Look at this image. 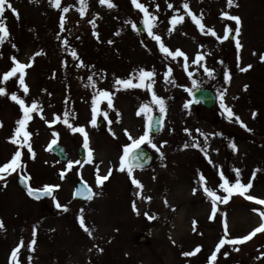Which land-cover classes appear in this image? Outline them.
<instances>
[{"label":"rangeland","instance_id":"rangeland-1","mask_svg":"<svg viewBox=\"0 0 264 264\" xmlns=\"http://www.w3.org/2000/svg\"><path fill=\"white\" fill-rule=\"evenodd\" d=\"M10 2L19 12V20L11 11L5 12L10 38L0 46V77L12 67L10 57L16 56L20 62L27 63L35 52L44 53L27 69L28 96L18 88L15 78L0 84L8 95L16 93L26 105L35 100L43 107L45 119L33 113L27 128L32 134L35 159L30 158L27 149H21L24 167L18 172L30 176L32 186L58 185L53 195L69 210L58 209L51 197L40 200L29 197L17 183V173L0 181V220L5 225V230L0 231V264H9L11 251L21 241L25 247L19 253V264H29V258L31 264H208L216 244L224 237L225 220L228 238H241L260 225V216L253 209L264 211V206L238 195L227 204L218 203L217 215L210 220L211 202L200 188L199 175H204L207 187L223 196L225 193L218 188L220 171L234 183L232 169H240L241 182L247 184L253 171L259 169L248 195L264 199V62L260 59L264 55V0H234L236 6L231 8L227 7L226 0H187L193 13L203 14L202 23L206 28L214 29L221 38L225 26L235 29V22L221 19V13L241 18L239 54L231 36L220 43L216 37L201 34L181 8L185 0H140L158 16L154 34L160 35L170 50L179 49L189 58L187 71L183 58L173 61L160 53L145 28L133 30L132 25L141 23L143 15L133 8L131 0H112L116 5L113 9L101 6L98 0H88V11L83 18L77 11L78 0H62V8H69L66 14L52 8L49 0ZM168 4L173 5L172 10ZM174 12L185 15V21L169 33L168 21ZM62 14L66 19L63 32L59 29ZM90 20H95V28ZM94 31L99 39L93 35ZM117 32L120 34L115 35ZM61 40L68 41L67 48L62 46ZM12 44L16 45L15 49ZM72 49L85 67H77L79 61L69 54ZM198 52L208 53L201 65L193 62ZM238 55L239 67L251 65L249 71L239 70ZM169 67L174 83L165 84L164 73ZM204 67L212 72L211 76L204 72ZM141 68L156 73L154 91L165 100L166 114L160 129L150 134L160 151L145 144L153 157L147 165L134 170L135 178L143 185L138 197V189L126 172L115 169L119 167L123 148L131 143L125 130L134 139L144 134L147 119L143 113L137 116L139 108L149 104L152 114L158 112V108L150 104L152 97L148 91H117L113 85L116 79H127ZM226 71L231 76L227 83ZM89 75L97 85L95 89L85 87ZM77 81H81L82 86H78ZM197 85L213 89L216 101L212 106L191 101L189 92ZM99 90L112 93L113 108H108L106 100H101L97 125L92 127V100ZM221 92L225 94V105L233 109L251 132L226 119L220 106ZM8 95L0 96V124L3 125L0 127V165L9 162L17 150L9 139L22 115ZM185 104L189 105L187 109ZM66 110L76 117L73 120L70 116L69 122L87 131L94 160L93 164L75 165L71 171L67 170L69 161L83 162L87 158L86 150L83 157L77 152L78 146L83 145V137L72 133L63 123L52 127L45 123V120L51 122L54 116L63 118ZM254 112L257 115L253 119ZM197 130L208 135L207 158L198 148H184L193 141L203 146V137ZM53 132L58 136L53 137ZM54 139L66 145V160L47 150ZM230 143H235L238 151L234 152ZM97 165L101 175L107 174L109 167L114 170L101 188L95 184ZM61 171L84 180L97 195L91 201L74 199L71 195L73 181L61 179ZM194 188L197 189L195 195ZM133 203L137 212L133 211ZM80 216L92 231L91 236L80 227ZM150 216L156 219H149ZM176 220L180 228L178 233H172ZM193 221L197 222L195 231ZM34 227L37 232L35 251H29L27 245L33 238ZM197 246L201 251L195 256L182 255ZM237 247L239 251L235 250ZM215 264H264V233H258L242 245H225L217 254Z\"/></svg>","mask_w":264,"mask_h":264},{"label":"snow or ice","instance_id":"snow-or-ice-1","mask_svg":"<svg viewBox=\"0 0 264 264\" xmlns=\"http://www.w3.org/2000/svg\"><path fill=\"white\" fill-rule=\"evenodd\" d=\"M30 3H38V0H29ZM227 7L231 8L233 6H236L234 4V0H226ZM79 8L77 11L79 12V15L81 18L85 16V14L88 11V0H78ZM98 3L101 6H106L108 9H113L116 7V5L112 2V0H98ZM49 4L54 9H59L62 11V13L66 14L69 11V8L63 7L62 8V0H49ZM131 4L134 9L138 10L143 15V19L141 23L144 25L145 30L147 31L148 36L156 42V45L158 46V49L160 53L167 59L171 58L173 61H175L177 58H183L184 61V67L185 71H187L188 67V57L187 55L177 49L175 51L170 50L165 43L162 40V37L160 35L154 34V29L158 27V16L152 14L148 7L144 3H141L140 0H131ZM169 10L173 9L172 4L167 5ZM181 8L183 9L184 14H186L187 17H189L192 21V23L197 27V29L201 32V34L209 35L212 37H216V39L220 43H224L225 41H228L230 39V36L235 42V47L237 50V53L239 54L240 50L242 49L241 41L239 40V36L241 35V26L242 21L239 16L230 15L227 12L221 13V19L227 20V21H234L235 22V29L233 30L231 27L225 26L224 28V34L223 37H219L216 33V31L212 28H206V26L202 23L203 21V14H200L199 16L192 12L190 9L189 3L187 0H185L184 3H182ZM11 11L12 15L19 20V12L13 8L12 3L10 0H0V46H3L6 42H9L10 38V32L7 27L5 12ZM156 11H159V5L156 6ZM185 21V15H181L179 12H174L173 16L169 19L168 24L170 27L168 28V32L172 33L175 31L176 27L180 24H182ZM89 23L93 25L95 28V20H90ZM65 25H66V19L65 15H61L59 18V29L61 32L65 31ZM132 28L134 31H137V26L135 24L132 25ZM234 33V34H233ZM120 33L117 32L115 35H119ZM93 35L99 39L98 33L95 31L93 32ZM57 39H61L60 36H57ZM111 44L112 41H109ZM61 44L64 48L68 47V41L67 40H61ZM12 48H16L15 44L11 45ZM73 60H78L79 63L77 67H85L82 60H80L77 52L75 49H72L69 53ZM41 55H44L42 51H37L34 53L33 56L29 58V61L27 63L20 62L16 56L10 57L12 67L5 73L2 74V77H0V84H4L8 82L9 80L15 78L17 82L18 88L23 92L24 96H28L29 94V86L26 83V75H27V69H30L33 67L34 60L36 57H39ZM208 55V53L200 54L199 52L195 56L194 63L197 65H201V62L204 61L205 56ZM255 55V53H253ZM261 61L264 62V55L260 57ZM237 63L239 67L240 63V57L237 56ZM251 65H248L247 67H239V70L241 72H247L251 69ZM204 72L211 76L212 72L207 68L204 67ZM155 75L156 73L154 71H146L145 69L141 68L134 72L133 74H130L129 78L127 79H116L114 82V88H116L117 91L120 90H128V89H142L146 90L149 93H151V105H155L158 108L159 112V119H155L152 115V108L149 104H143L139 110L137 111V116H140L142 113L146 115L147 123L145 127L144 134L140 136L138 139H134L126 130L125 135L128 137V139L131 141V143L128 146H125L123 148V153L119 158V167L115 169L116 171H119L121 173L127 174L128 178L130 179L131 183L135 186L136 189H138L137 196L141 197V193L143 191V185L142 183L135 178L134 176V170L137 168H142L143 165L141 163L142 156V145L148 144L153 149H155L157 152L160 151V148L157 147L155 143L152 142L150 139V134L153 131V124L157 126V129L159 126L163 125L164 121V115L166 114V102L163 98H160L156 95L154 91V84H155ZM172 75V69L169 67L167 71L164 73V82L165 84L168 83H174L170 79ZM231 79L230 74L226 71L224 73V80L225 82H229ZM88 83L85 85V87H91L95 89L97 87L93 76L89 75ZM137 81V82H133ZM245 91L247 90V86H245ZM8 95L6 92V89L4 87H0V96ZM224 93L221 92L219 94V100H220V106L223 112L226 115V119L231 123L235 121L241 128H243L245 131L251 132V129L247 127V125L241 120V118L237 115H235L232 108L228 107L224 103ZM8 98L15 102L22 113L21 117L16 121V127L13 131L12 137L9 139V143L17 146V150L12 155L9 162L4 163L3 165H0V181H5L8 176H11L14 173L19 174L18 170L22 169L24 167L22 163V151L21 149H27V152L30 155V158L35 159V152L33 151L32 145H31V137L32 134L27 130L28 124L33 119L32 114L36 113L40 119L44 120L45 117L43 115V107L35 100L32 101L30 105H26L24 99H21L16 93H11L8 95ZM101 100H106L107 107L113 108V96L112 93L106 90H99L95 93L93 100H92V119H91V126L96 127L97 125V113H98V105L101 102ZM67 103V101H65ZM189 107L188 104L184 105V108L187 109ZM256 113H252L253 119L256 117ZM74 120L76 117L73 113H70L69 111H65L63 113V118L60 116H54L53 120L51 122L45 120V123L48 127H52L55 123H63L67 128L71 130L72 133H79L83 137V148L86 150L87 158L81 162L79 160L72 162L69 161L67 163V170L71 171L72 168L75 165H81L82 164H93V151L90 149V141L87 131L84 127H74L72 123L69 122V117ZM117 116H119V113H117ZM104 118L107 120V114H104ZM119 122V121H117ZM111 123V121H109ZM3 125L0 124V127ZM185 132L191 136V132L189 130L185 129ZM197 133L199 136L203 137L204 143L203 146L197 141H193L191 145L185 144L184 148L192 147V148H198L200 151H202L206 158L208 154L209 144H208V135H206L203 132H200L197 130ZM215 135L219 136L221 133H216ZM53 137H57L58 134L53 132ZM56 143V140L54 139L52 143L49 145L47 150H51V147L53 144ZM229 147L235 152L238 151L237 146L235 143H230ZM209 163H212V161L209 159ZM113 168L109 167L107 170V174L101 175L100 174V166H96V175H95V184L97 188L103 187L106 181L110 179V177L113 174ZM232 171L235 174V181L234 183H230L227 178H225V175L222 171H220L219 179L221 183H219L218 188L221 190L225 195L220 196L217 194V191L212 190L211 188L207 187V181L203 174L199 175V182H200V188L203 190V193L205 197L210 200L211 202V212L209 219L212 220L216 217L218 212V203L227 204L229 203L230 199L233 196H241L247 201H252L257 205L264 206V199L256 198L251 195H248L249 191L253 188V180L256 177V173L259 171V169H256L253 171L252 176L247 184L241 182V170L240 169H232ZM60 177L63 179L66 175L65 171L60 172ZM21 183L25 187L26 193L29 197L33 198L34 200H40L43 197H51L53 201H56V197L53 195L54 192L58 191L59 186L58 185H44L40 189H35L30 186L29 181L31 180V177L28 175H21L20 176ZM6 186V185H5ZM197 192V189H193V195H195ZM97 195L96 192L93 191L91 187L88 186V184L84 181H82L81 187L78 188L73 193V198L82 197L83 199L87 201H91L95 196ZM150 200V198H148ZM165 204H167V201H165ZM55 206L58 209H61L64 212H67L69 209L67 206H62L58 201H56ZM133 211L137 212V207L135 203L132 205ZM83 209H81V212ZM254 212H258V215L260 216L261 223L258 227H256L254 230H252L248 235H245L241 238H228V224L225 220L223 223L224 227V237L219 239V242L216 244L214 251L209 257L208 264H215L217 260V254L220 253L221 249L224 248L225 245L230 246H238L242 245L250 240L253 239L258 233H264V211H258L257 209H253ZM147 216V213H145ZM149 219H156L155 216L148 217ZM78 221L80 224V227L83 229L85 233H87L89 236L92 235V231L85 226V220L83 216L78 217ZM196 221H193V231L196 230ZM5 230V225L2 220H0V231ZM36 229L33 228L32 233V240L27 245L29 251H35V245H36ZM25 247V244L23 241H21L10 253L9 257V264H19V253L22 248ZM236 251H239V248H235ZM102 251V250H101ZM201 251V248L197 246L194 250L189 252H184L182 255L184 257H191L195 256L197 253ZM225 255H227L225 253ZM29 264H31V258H29Z\"/></svg>","mask_w":264,"mask_h":264},{"label":"water","instance_id":"water-1","mask_svg":"<svg viewBox=\"0 0 264 264\" xmlns=\"http://www.w3.org/2000/svg\"><path fill=\"white\" fill-rule=\"evenodd\" d=\"M137 27L141 31L144 30V26H143L142 23H138ZM189 96H190V98H191L193 103L200 102L201 104H203V105H205L207 107L212 106L214 104L215 100H216V96H215V93H214L213 89L211 87L207 86V85H198V86L193 87L190 90ZM152 115H153V117L155 119H159V112L153 113ZM160 127L161 126H159V128L157 129V126L155 124H153L152 133L157 132L160 129ZM51 143L52 142H50L49 145ZM51 151L54 152L61 160H66L67 157H68V153H67V150H66V145L64 143L56 142L55 144L52 145ZM77 152H78V155L80 157H83L85 155V149L83 148V145H79L78 146ZM141 156H142L141 163L144 166V165H147L151 161V159L153 157V153L148 147H146L145 145H142ZM21 175H23V174H16L15 175V179L18 182V184L25 190V187L23 186V184L21 183V180H20V176ZM64 178L65 179H70V180L73 181V184H74L73 185V190H72V197H73V193L78 188L81 187L82 181H84V180H82V179H80L78 177H75L72 174H69L68 172H66V175H65ZM88 186L91 187L90 185H88ZM31 187H33L35 189L42 188V187H34V186H31ZM25 192H26V190H25ZM77 199L85 200L82 197H77Z\"/></svg>","mask_w":264,"mask_h":264},{"label":"bare ground","instance_id":"bare-ground-1","mask_svg":"<svg viewBox=\"0 0 264 264\" xmlns=\"http://www.w3.org/2000/svg\"><path fill=\"white\" fill-rule=\"evenodd\" d=\"M77 84H78V86L79 85H81V81H77ZM82 86V85H81ZM203 105V104H202ZM205 106V105H204ZM207 107V106H206ZM177 203V202H176ZM180 215V214H179ZM178 215V216H179ZM181 216V215H180ZM179 216V217H180ZM179 217H177V219H179ZM181 218V217H180ZM181 221V220H180ZM179 228H180V224H179V221L178 220H176L175 222H174V226H173V228H172V233L174 232V233H178V231H179ZM184 228V227H183ZM182 230V229H181ZM177 235V234H176ZM175 235V236H176ZM176 239V238H175ZM174 240V239H173ZM173 240H172V242H173Z\"/></svg>","mask_w":264,"mask_h":264}]
</instances>
